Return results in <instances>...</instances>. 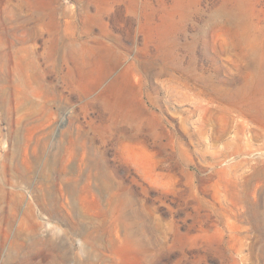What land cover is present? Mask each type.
<instances>
[{"label": "rangeland", "instance_id": "rangeland-1", "mask_svg": "<svg viewBox=\"0 0 264 264\" xmlns=\"http://www.w3.org/2000/svg\"><path fill=\"white\" fill-rule=\"evenodd\" d=\"M0 264H264V0H0Z\"/></svg>", "mask_w": 264, "mask_h": 264}]
</instances>
